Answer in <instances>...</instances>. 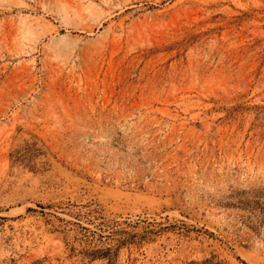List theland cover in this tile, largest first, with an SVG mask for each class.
<instances>
[{
	"label": "rangeland",
	"instance_id": "1",
	"mask_svg": "<svg viewBox=\"0 0 264 264\" xmlns=\"http://www.w3.org/2000/svg\"><path fill=\"white\" fill-rule=\"evenodd\" d=\"M0 264H264V0H0Z\"/></svg>",
	"mask_w": 264,
	"mask_h": 264
}]
</instances>
